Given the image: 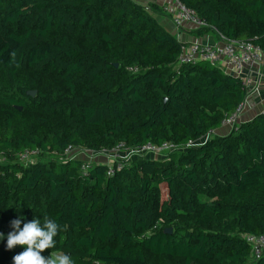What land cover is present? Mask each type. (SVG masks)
Here are the masks:
<instances>
[{"label": "trees", "instance_id": "obj_1", "mask_svg": "<svg viewBox=\"0 0 264 264\" xmlns=\"http://www.w3.org/2000/svg\"><path fill=\"white\" fill-rule=\"evenodd\" d=\"M178 1L207 22L197 36L264 50V0ZM161 10L134 0H0V245L12 220L22 228L48 217L60 229L42 255L79 264H264V249L253 259L243 238L264 234V109L200 141L247 87L209 61L177 66L184 43L156 19ZM147 141L180 149L125 160L111 175L100 162L84 174L81 159L64 155L68 145ZM33 149L34 159L21 158ZM12 258L0 254V264Z\"/></svg>", "mask_w": 264, "mask_h": 264}, {"label": "built area", "instance_id": "obj_2", "mask_svg": "<svg viewBox=\"0 0 264 264\" xmlns=\"http://www.w3.org/2000/svg\"><path fill=\"white\" fill-rule=\"evenodd\" d=\"M165 10L168 11L171 23L175 29H179L188 23L194 25L195 29L208 26L204 19L198 17L193 8L184 6L178 0H175L173 4L166 6ZM214 35L216 36V39L214 40H201L194 38L189 42H185L181 46L176 65L194 64L202 60L209 61L219 65L227 73L238 78L240 77L247 87L248 95L259 91L258 76L263 72L264 50L259 45L254 44L251 40H230L224 38L218 33H214ZM245 101L246 100L241 102L235 111L221 121V127H228L230 130L236 127L238 120L241 118V115L245 110ZM211 134H214V130L207 131L200 141H204ZM195 144H197L196 141H189L186 145ZM179 149L180 147L177 144L168 141L160 143L147 141L135 146H126L124 142H119L111 149H101L100 151L68 145L64 149V155L65 159L76 158V153L81 152L85 154V152H87L90 155L89 159L85 160L80 158L83 161L80 166L82 173H87V170L93 161H95L107 164L106 174L111 175L117 169L121 168L125 160L134 157H143L147 154H152L154 156L166 155L167 153ZM37 154L38 151L35 149L25 150L21 154V158L29 161L32 155ZM99 156L105 158L107 162L106 160L103 162L96 161ZM243 236L246 242L251 245L252 258L255 259L260 257L261 252L264 249V234L255 235L247 233ZM95 264L100 263L96 261Z\"/></svg>", "mask_w": 264, "mask_h": 264}, {"label": "clouds", "instance_id": "obj_3", "mask_svg": "<svg viewBox=\"0 0 264 264\" xmlns=\"http://www.w3.org/2000/svg\"><path fill=\"white\" fill-rule=\"evenodd\" d=\"M178 40L183 43L189 42ZM10 227L12 231L6 237L7 249L12 250L18 245L24 248L23 252L13 256V264H74L72 257L68 254L56 256L50 254L48 257L42 255L45 250L55 247L54 238L60 229L56 221L45 217L44 223L41 224L39 219L33 218L24 223L21 228V218H17L10 222ZM0 237L5 236L0 233Z\"/></svg>", "mask_w": 264, "mask_h": 264}, {"label": "crops", "instance_id": "obj_4", "mask_svg": "<svg viewBox=\"0 0 264 264\" xmlns=\"http://www.w3.org/2000/svg\"><path fill=\"white\" fill-rule=\"evenodd\" d=\"M144 6H148L150 4H156L158 6H163L165 4H173L175 0H134ZM151 12L153 10L151 9ZM155 12V11H154ZM157 13L156 19L159 21V23L171 34H174L177 36L178 39L182 41H190L194 38H198L201 40H214L216 39V36L213 34H204L202 36H197L195 34V26L192 24H185L179 29H175L171 23L170 17L165 15L162 10L155 12ZM258 82H259V91H256L252 94H249L245 101V110L241 115V118L238 120L245 121L251 119L253 116H255L257 113L263 111L264 109V67L263 72L259 74L258 76ZM230 131L228 127H219L218 129L214 130V133L216 134H226ZM102 159V157H100ZM154 158H160V157H154Z\"/></svg>", "mask_w": 264, "mask_h": 264}, {"label": "rangeland", "instance_id": "obj_5", "mask_svg": "<svg viewBox=\"0 0 264 264\" xmlns=\"http://www.w3.org/2000/svg\"><path fill=\"white\" fill-rule=\"evenodd\" d=\"M163 8H164V11H163V13L165 14V15H167L168 17H170V15H169V13H168V11L167 10H165V7L166 6H162ZM157 13H155L154 14V16L156 15ZM34 156H36V155H34ZM34 156H32L31 157V159H34ZM76 157H78V159H89L90 158V155H89V153H87V152H85V154L84 153H81V152H78V153H76ZM96 157V156H95ZM143 157H148V158H153L154 157V155H152V154H147V155H145V156H143ZM155 157H157V156H155ZM158 157H160V158H163L164 156L163 155H158ZM134 158H137V157H134ZM139 158H141V157H139ZM98 160H96V161H104V160H106L105 158H100V156L97 158ZM138 159V158H137ZM3 160V157H2V155H0V161H2ZM93 162H95V161H93ZM106 162H107V160H106ZM243 238H244V236H243ZM6 245H7V240L5 239V240H3L2 241V244L0 245V254L4 257V258H7V257H13V256H15V253H16V250H17V248H22L21 246H16L15 248H13L12 250H8L7 249V247H6ZM53 255V256H56V255H60L61 253H59V252H56V251H48V252H46L45 254H44V256L45 257H48L49 255ZM73 261H74V264H79L78 263V260H75V259H73Z\"/></svg>", "mask_w": 264, "mask_h": 264}, {"label": "water", "instance_id": "obj_6", "mask_svg": "<svg viewBox=\"0 0 264 264\" xmlns=\"http://www.w3.org/2000/svg\"><path fill=\"white\" fill-rule=\"evenodd\" d=\"M35 90H28L27 92H26V94L27 95H29V96H34L35 95ZM17 108H19L20 109V107L18 106ZM165 232H167V233H171V228H166L165 229Z\"/></svg>", "mask_w": 264, "mask_h": 264}]
</instances>
